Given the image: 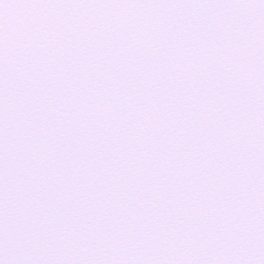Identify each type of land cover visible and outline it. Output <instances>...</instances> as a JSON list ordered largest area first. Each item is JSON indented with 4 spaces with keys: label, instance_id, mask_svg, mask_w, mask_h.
<instances>
[{
    "label": "snow or ice",
    "instance_id": "1",
    "mask_svg": "<svg viewBox=\"0 0 264 264\" xmlns=\"http://www.w3.org/2000/svg\"><path fill=\"white\" fill-rule=\"evenodd\" d=\"M0 264H264V0H0Z\"/></svg>",
    "mask_w": 264,
    "mask_h": 264
}]
</instances>
